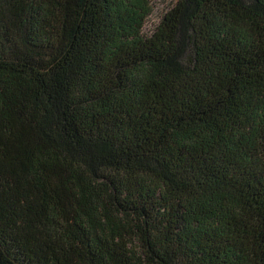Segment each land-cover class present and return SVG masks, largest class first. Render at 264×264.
Returning a JSON list of instances; mask_svg holds the SVG:
<instances>
[{"label":"trees","instance_id":"1","mask_svg":"<svg viewBox=\"0 0 264 264\" xmlns=\"http://www.w3.org/2000/svg\"><path fill=\"white\" fill-rule=\"evenodd\" d=\"M0 0V264H264V0Z\"/></svg>","mask_w":264,"mask_h":264},{"label":"rangeland","instance_id":"2","mask_svg":"<svg viewBox=\"0 0 264 264\" xmlns=\"http://www.w3.org/2000/svg\"><path fill=\"white\" fill-rule=\"evenodd\" d=\"M175 2L176 0H152V13L145 23L144 32H151L162 16L174 5Z\"/></svg>","mask_w":264,"mask_h":264}]
</instances>
